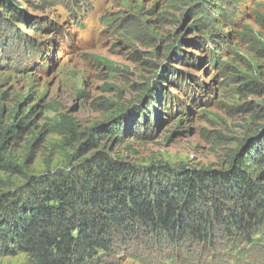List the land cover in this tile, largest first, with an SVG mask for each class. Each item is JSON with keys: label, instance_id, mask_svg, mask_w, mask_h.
<instances>
[{"label": "rangeland", "instance_id": "374dc122", "mask_svg": "<svg viewBox=\"0 0 264 264\" xmlns=\"http://www.w3.org/2000/svg\"><path fill=\"white\" fill-rule=\"evenodd\" d=\"M6 3L0 156L13 171H0V201L96 152L139 172L239 165L264 186V0ZM256 200L264 206L263 193ZM258 212L255 243L218 236L204 249L145 234L92 264H264ZM0 264L33 263L0 253Z\"/></svg>", "mask_w": 264, "mask_h": 264}, {"label": "trees", "instance_id": "16d2710c", "mask_svg": "<svg viewBox=\"0 0 264 264\" xmlns=\"http://www.w3.org/2000/svg\"><path fill=\"white\" fill-rule=\"evenodd\" d=\"M6 4L0 0V6ZM98 137L86 146L95 147ZM239 167L139 172L96 152L77 164L29 176L1 198L0 253H24L33 264H92L117 241L145 234L157 240L187 238L204 249L218 236L255 243L250 236L252 225L262 222L258 211L264 206L256 198L264 186ZM0 171H13L2 156Z\"/></svg>", "mask_w": 264, "mask_h": 264}]
</instances>
